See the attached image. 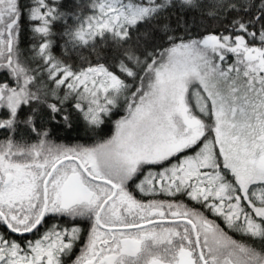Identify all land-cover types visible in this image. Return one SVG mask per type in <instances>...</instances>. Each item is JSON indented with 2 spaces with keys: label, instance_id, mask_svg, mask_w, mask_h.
Segmentation results:
<instances>
[{
  "label": "snow or ice",
  "instance_id": "snow-or-ice-1",
  "mask_svg": "<svg viewBox=\"0 0 264 264\" xmlns=\"http://www.w3.org/2000/svg\"><path fill=\"white\" fill-rule=\"evenodd\" d=\"M0 264H264V0H0Z\"/></svg>",
  "mask_w": 264,
  "mask_h": 264
}]
</instances>
